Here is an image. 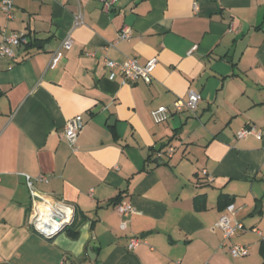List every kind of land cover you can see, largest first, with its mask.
I'll return each mask as SVG.
<instances>
[{
  "label": "crops",
  "instance_id": "crops-1",
  "mask_svg": "<svg viewBox=\"0 0 264 264\" xmlns=\"http://www.w3.org/2000/svg\"><path fill=\"white\" fill-rule=\"evenodd\" d=\"M125 25L131 36L118 39ZM2 29L29 40L0 57V264H262L264 0H116L108 11L15 0L11 19L0 8V42ZM128 57L156 60L149 83L108 79L105 61ZM189 90L201 96L194 112L154 122V108ZM76 115L70 146L62 129ZM24 173L47 176L38 191L73 206L75 236L30 225ZM125 201L134 213L122 216ZM224 213L244 229L222 245ZM233 243L249 254L233 257Z\"/></svg>",
  "mask_w": 264,
  "mask_h": 264
},
{
  "label": "built area",
  "instance_id": "built-area-1",
  "mask_svg": "<svg viewBox=\"0 0 264 264\" xmlns=\"http://www.w3.org/2000/svg\"><path fill=\"white\" fill-rule=\"evenodd\" d=\"M103 4V9L108 11L116 0H99ZM15 0H0V8L5 13L8 19L13 17V6ZM196 6L194 9L196 10ZM82 23V16L80 13L74 16V25ZM2 41L0 42V57L7 56L15 57L14 47L26 43L29 40V35L22 32H10L6 29L1 30ZM131 36V28L123 26L118 33V39L128 40ZM73 38L69 33L62 41L60 46L53 51L49 68H55L63 57V52L72 47ZM92 55V53H89ZM156 65V60H148L144 64H140L136 58H126L124 60L107 59L105 67L108 71L107 77L109 80H115L119 76L122 84L135 82L141 80L149 83L152 79V71ZM201 96L198 92L189 90L186 99H177L172 106L160 105L151 111V115L155 123H162L167 121L172 114L180 111L194 112ZM83 126V120L80 115L69 118L62 129V136L70 146H74L76 138L80 129ZM253 133L252 128L242 129L237 132V138H244L248 134ZM174 147L169 146L166 153L171 155ZM25 183L29 189L31 197L30 205V225L44 237H53L59 232L65 230L70 226L74 220V208L71 204L54 198L50 195L44 194L35 187V181L46 182L47 176L40 174L33 177L29 174H23ZM227 209L233 211V205H228ZM116 210L122 216H127L134 213V208L129 201L120 202L116 205ZM1 222V220H0ZM126 221L120 223V228H125ZM214 227L219 229L222 233V245L225 241L234 236L238 231L244 229L240 221L233 220L227 213L222 214L214 224ZM141 242L139 237H132L129 241L128 248L133 249ZM229 253L233 257H243L249 254V247L240 243H233L228 247ZM57 264H71L63 259Z\"/></svg>",
  "mask_w": 264,
  "mask_h": 264
},
{
  "label": "trees",
  "instance_id": "trees-1",
  "mask_svg": "<svg viewBox=\"0 0 264 264\" xmlns=\"http://www.w3.org/2000/svg\"><path fill=\"white\" fill-rule=\"evenodd\" d=\"M73 224L74 223H72V225ZM72 225L70 227H68L67 230L69 231V234L71 236H75L76 235V232L73 230L74 229V226H72ZM260 251H261V255H262V259H263L262 264H264V244L262 245Z\"/></svg>",
  "mask_w": 264,
  "mask_h": 264
},
{
  "label": "water",
  "instance_id": "water-1",
  "mask_svg": "<svg viewBox=\"0 0 264 264\" xmlns=\"http://www.w3.org/2000/svg\"><path fill=\"white\" fill-rule=\"evenodd\" d=\"M257 207H258V208L260 207V206H259V204H258V206H257Z\"/></svg>",
  "mask_w": 264,
  "mask_h": 264
}]
</instances>
